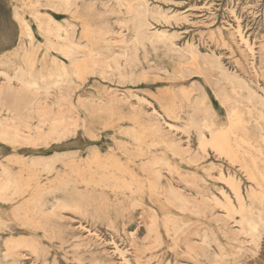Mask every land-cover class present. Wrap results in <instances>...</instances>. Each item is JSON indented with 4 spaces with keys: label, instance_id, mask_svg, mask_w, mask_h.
Wrapping results in <instances>:
<instances>
[{
    "label": "rangeland",
    "instance_id": "rangeland-1",
    "mask_svg": "<svg viewBox=\"0 0 264 264\" xmlns=\"http://www.w3.org/2000/svg\"><path fill=\"white\" fill-rule=\"evenodd\" d=\"M134 1L144 5L136 6L137 13L119 5L117 0H78L71 9L62 0H0V47L7 48L0 51V69L13 71L25 64L22 40L28 41L29 50L37 52L36 59H31L36 69L44 67V57L49 61L54 53L45 32L47 12H51L61 23L64 16L68 17L74 24L77 42H90L97 50L110 46L125 73V77L118 74L103 77L87 59L78 65L77 72L71 76L74 82L64 87L62 93L52 90L47 100L53 108L48 114L60 115L63 111V115L73 117L72 122L65 123L67 134L63 142L38 136L29 143L0 140V165L9 170L18 180V187L24 190L17 193L11 186L8 190L11 200L0 201L1 216L7 224L0 225V264H127L123 254L131 264H264V203L248 196V190L253 187L260 197L261 187L248 177L239 163L219 157L212 148L202 154L197 164L186 159L189 156L175 155L170 150V144L188 146L185 130L188 101L201 93L198 90L201 84H205L211 94L207 102L215 101L217 124L220 126L222 118L227 119V108L217 98L215 80L218 75L216 71L205 70L207 59H221L230 72L264 97V0ZM14 10L30 21L34 20V15L42 20L40 26L32 23L30 37L19 31ZM139 20L150 24V31H162L164 36L155 33L153 41L146 40L139 46L135 57L131 49L128 57H122L119 41L122 35L131 37L133 22ZM100 36L106 40L100 41ZM52 39L57 44V39ZM194 47L199 52L195 60L190 59L188 53ZM241 95L246 96L247 91L243 90ZM61 96L64 106L58 105ZM100 102L93 111L91 104ZM245 103L237 104L239 116L244 120L248 119ZM44 112L21 106L11 113L0 110V118L12 115V123L16 124L21 121L16 115L31 114L35 134L41 120L44 125V117H40ZM155 117L163 122L160 135L151 126V119ZM198 117L204 118L202 113H198ZM165 121L176 126L171 128ZM51 123L46 121L45 131ZM247 124L254 143L264 150L255 122ZM0 138L3 139L1 134ZM189 140L192 154L198 152L195 133L191 132ZM32 160H43L53 170L48 172L32 165ZM163 160L177 166V170L170 172L167 167H160ZM146 163L152 164L151 169ZM80 164L86 166L84 170L77 169ZM214 164L221 166L223 173L241 180L250 209H240L233 191L224 179L219 180L220 169ZM156 170L163 174L160 180L150 174ZM102 171L109 176H102ZM177 172H195L207 190L220 197L219 188H224L247 217L226 216L221 208L212 214H199L191 204L175 202L167 192L169 178H174L184 191H190ZM109 173L117 178L110 177ZM132 173L138 175L134 181ZM138 180L142 182L140 189ZM66 183H70L67 192L57 190L46 197L55 202L73 192L80 212L49 208L44 213V231L41 228L21 230L19 218L26 212L31 215L34 212L32 205L24 207L32 194L38 190L44 192L46 188H63ZM130 187L135 191L129 194L133 203L122 200ZM149 217H157L156 231L150 235L146 229ZM248 217L258 223L256 229L249 227ZM204 230L209 234L208 244H203L200 237ZM21 239L34 240L38 251L29 250L22 245L24 243L20 248L11 245ZM192 244L203 248L192 250ZM119 249L125 253H120Z\"/></svg>",
    "mask_w": 264,
    "mask_h": 264
},
{
    "label": "bare ground",
    "instance_id": "bare-ground-1",
    "mask_svg": "<svg viewBox=\"0 0 264 264\" xmlns=\"http://www.w3.org/2000/svg\"><path fill=\"white\" fill-rule=\"evenodd\" d=\"M62 1H64L66 6H68L70 9L73 6H76L78 2V0H62ZM117 2L119 5L125 6L126 9H128L129 11L131 12L134 11L136 13L138 11L136 6L137 7L144 6L141 1L136 2L134 0H117ZM14 11L16 16V19L15 18L14 19L16 20L19 31L21 32L22 35L30 37L33 33L32 23L36 22V24L40 26L42 20H40L39 16L34 15V20L30 21L28 18L18 13V11L16 10ZM46 17L47 18L45 20L46 21L45 23L47 27L45 29V32L48 36L47 42L49 44V47L54 50V53L50 55L49 61H47L46 57H44V67L42 66L41 68H39V70L36 69L34 65L35 63L32 62L31 59L33 58L36 59L37 52L34 49L29 50L27 46L28 41L25 42L24 40H22L20 42L22 48L21 54L25 64L23 66L18 65L13 69V71H10L9 69H0V81H1L0 110L2 109L8 110L11 113L16 108L21 106L23 107L30 106L32 108H37L39 111L45 110L46 112H44V115L40 116L41 119H43L42 117H44L43 119L44 125L41 123L43 122L41 120L40 123L36 126L37 131L34 134V132L32 131L33 127L31 125V119L33 118V115L31 114H28L26 116L16 115V117H19L21 121H23V122L18 121L16 124L12 123L11 120L12 115L5 116L4 119L0 118V128H1L0 134L3 136V139L0 138V140L6 141L8 143L19 142V140L29 143L30 140L35 138L36 136L40 137V139H43L45 137L47 138L54 137V139L58 143L64 141L67 134V127L65 123L67 121L72 122L73 117L63 115V111L60 115L50 116L48 113L53 107L52 104H50L47 99L49 98V95L51 94L53 89L58 90L59 93H62L64 87H67L70 83H73L74 79H72L71 76L73 75L74 72H77L78 65L80 63L86 62L87 59H89L88 61L92 62L95 65L96 67L95 70L103 77H109L116 74H118L120 77H125V73L122 72L123 65L120 63L119 58L116 55H114L115 52L112 51L110 46L106 45L97 50V48H94L90 44V42L86 41L85 44L77 42L75 39L76 31L73 27L74 24L68 20L67 16H64V23H61L51 12H47ZM149 27L150 24H148L144 20L133 22L131 37L122 35L119 41L121 42V46L123 48L121 52L122 57L129 56V51H128L129 49H131L132 56L135 57L137 55L139 46L143 45L144 41L146 40L153 41L154 39L153 36L155 35V33L160 36H164V34L161 33L162 31L152 32L149 30ZM86 35H88V33ZM52 37H55L57 39L56 42L57 44L53 42ZM98 38L100 41L106 40V38H103L102 36ZM241 39L245 41V43H247L242 35H241ZM1 43H6V41H1ZM194 48L189 49L188 52L189 58L193 60L199 57L198 50ZM86 49H88V51H86ZM250 49L252 50V48ZM56 51H58L60 55ZM184 56H187V54H184ZM220 60L221 59L219 58L207 59L205 61L204 67L205 70L207 71L217 72L218 77L215 80V85L218 87L217 98L219 99V103L223 107L227 108L226 109L227 119L224 121V118H222L223 122L220 123L221 125L219 126L217 124L214 118V116L217 113V109L215 108L216 107L215 101H213L212 104H209L207 102V99L210 98L211 94L208 90V87L205 84H201L198 89L201 93L198 96H195L194 98L188 101L189 110L186 112L187 114V118L185 122L186 129L184 128L187 133L188 146L184 147L179 144H170V150L175 155H179L183 157H185L184 155H187L189 157H187L186 159L189 160L190 158L192 162L196 163L200 160L202 154L208 153V148H212L213 151L219 157L221 156L225 157L230 163L233 164L239 163L241 169H243V171L246 172L248 177L252 181H254V183L257 186L261 187L260 197H257L256 195L257 190H255L253 187H251L248 190V196L252 200L259 199L262 203H264V150L259 145L254 143L252 133L247 124L251 121L255 122V126L258 130L260 143L264 144V97L261 94H259V92L256 89H254L250 84L242 80V78H240L238 75L230 72ZM252 67H254L253 64ZM94 87L97 86L94 85ZM243 90L247 91L246 96L241 95ZM11 96L13 97L16 96L17 98L11 101L12 99H8ZM244 101L246 102L245 107H246V114L248 117V119L245 120L239 116V111L237 109V104L243 103ZM64 104L65 102L62 97L58 105L64 106ZM91 105L93 111H96V109H98V107L101 105V102L92 103ZM154 112H156L157 116L161 118L160 113H158L156 110ZM64 113H66V111ZM198 113H202L204 118L200 119L198 117ZM48 120L52 121V123L49 126V129L45 131L44 130L45 123ZM162 123H163L162 120H160L158 117L151 119L152 129L158 135H160L163 131ZM168 126L172 128L175 127L176 125L168 123ZM191 132L195 133L196 135L198 150H199L194 154H192L191 148L189 147L191 141L189 140L191 138ZM132 135L134 136L135 133ZM31 163L32 165L40 166L43 170H48V172H51L53 170L51 166L44 164L43 160H32ZM149 164L146 163V165L148 166ZM161 166L167 167L168 171L170 170V172L171 169L177 168V166L171 165L168 161H165L163 164L160 165V167ZM213 166L220 169L219 177L221 179L219 180L224 179L227 185L230 187V190L233 191L236 200L240 205V209H246V208L250 209L248 208V205L245 202L246 198L242 192L241 180L232 174L228 173L229 175H227L223 173L221 166L217 167V165L215 164ZM85 167L86 166L80 164L77 167V169L84 170ZM1 168L2 169L0 172V201H9L11 200V197L8 193V190L10 189L11 186H14L15 192L17 193H21L24 190L18 187V180L12 177L9 170L5 166L2 165ZM102 172H103L101 173L102 176L104 175L109 176L106 172L104 171ZM128 172L131 173V171ZM150 174L153 176L155 180H160L163 175L161 174L160 170H156L155 172ZM177 175L180 176L179 178L181 179L180 180L181 182L183 181L186 186L190 187L189 188L190 191H184L182 189V186L178 184V182L176 183L174 181V178H169L166 182L167 192L171 194V197L172 199H174L175 202L181 205L191 204L192 209L199 214H205V215L212 214V212L215 209L221 208L226 212V216L234 214L235 216L239 215L240 218L243 219L247 217V215L242 213V211L239 209L238 206H235L234 202H232L231 196H229L228 192L225 191L224 188H219L222 196L220 197L219 195L213 192H209L207 190V187L204 186L202 179L199 178L200 176L199 177L196 176L195 172L194 174L193 173L188 174V172L187 174L177 172ZM208 175L210 176L209 173ZM115 176H116L115 174H110V177L112 178ZM131 176L133 178L132 180L134 181L138 175L132 173ZM141 183H142L141 180H138V189H140V187L142 186ZM68 185H70V183L64 184L63 188H54V189L46 188L44 189V192L39 190L35 191V193L32 194L30 200L26 203V205H24L26 209L29 208L31 205L33 206L34 208L33 215L26 212L23 216H21V218H19V221L21 222L20 223L21 230L27 232L30 230L32 231V229L41 228L44 231V213L49 208H51L52 210H57L58 208L73 209V210L76 209L78 210V212H80L79 206L74 203L76 202V199L72 195L73 192L69 193L66 199L55 200V202H51V200L46 197V194L53 193L57 190H62V191L64 190V192H67ZM134 192L135 191L133 190V188L130 187L128 189V193L127 192L125 193V196L122 200L125 201L126 199H128L129 202L133 203L132 200L133 198H130L129 194L130 193L133 194ZM141 204L142 203H140V205ZM1 214L2 212L0 211V225H4L6 224V222L2 218ZM261 217H262L261 219H263L262 214ZM156 219L157 217L156 218L151 217L150 220L146 223V229L149 235L156 231ZM247 223L249 224V227L251 229L257 228L258 223H256L254 220H252L249 217L247 218ZM200 237L203 244H208L209 234L206 230H204L200 234ZM9 241L10 240H8V242ZM21 243H24L22 245H25L27 248H29V250H32L34 252H36V250L38 251L37 244L32 239L16 240L15 243L12 242V244L9 243V245L10 244L14 245V248H16ZM190 247L192 248V250H196L197 248H203L201 245H197V244H192L190 245ZM119 252L125 253L121 249H119ZM123 259L127 264H131L130 260L127 259L125 254H123Z\"/></svg>",
    "mask_w": 264,
    "mask_h": 264
},
{
    "label": "crops",
    "instance_id": "crops-1",
    "mask_svg": "<svg viewBox=\"0 0 264 264\" xmlns=\"http://www.w3.org/2000/svg\"><path fill=\"white\" fill-rule=\"evenodd\" d=\"M2 49H7V48H2V47H0V51H1Z\"/></svg>",
    "mask_w": 264,
    "mask_h": 264
}]
</instances>
